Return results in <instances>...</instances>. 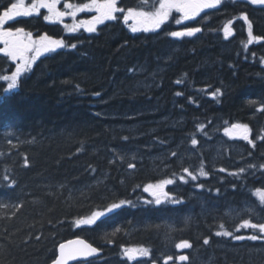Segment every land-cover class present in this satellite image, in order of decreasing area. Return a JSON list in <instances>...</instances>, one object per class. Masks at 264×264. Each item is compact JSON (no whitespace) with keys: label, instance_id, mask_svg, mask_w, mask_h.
I'll use <instances>...</instances> for the list:
<instances>
[{"label":"trees","instance_id":"1","mask_svg":"<svg viewBox=\"0 0 264 264\" xmlns=\"http://www.w3.org/2000/svg\"><path fill=\"white\" fill-rule=\"evenodd\" d=\"M9 1L0 0V6ZM65 2L88 0H62L60 10ZM117 2L125 10L158 6V0ZM45 14L11 27L76 47L40 57L16 89L5 92L8 81L0 80V204L6 205L0 207V264H47L58 245L75 236L103 250L92 264H165L181 240L192 246L189 261L179 264H264V241L215 235L258 234L234 230L243 219L264 222V205L254 195L264 189V111L248 103L264 102V39L248 43L249 22L252 35L264 37V7L223 0L184 25L201 27L200 33L182 38L168 35L183 27L175 12L156 31L132 32L119 14L95 33L69 32L64 24L71 26L73 17L49 23ZM95 14L86 10L75 19ZM228 21L235 30L229 38ZM14 70L15 62L0 54V76ZM216 89L221 94L214 97ZM225 121L247 124L255 146L225 135ZM202 163L208 176L166 186L181 203H146L154 197L145 185L178 177L185 167L198 175ZM241 168L243 173L231 174ZM119 200L132 203L95 225L74 224L76 217ZM115 229L120 231L107 242L105 234ZM132 245L150 249V256L129 260L123 252Z\"/></svg>","mask_w":264,"mask_h":264},{"label":"snow or ice","instance_id":"2","mask_svg":"<svg viewBox=\"0 0 264 264\" xmlns=\"http://www.w3.org/2000/svg\"><path fill=\"white\" fill-rule=\"evenodd\" d=\"M235 2V0H233ZM254 5H264V0H250ZM61 0H31L30 4H25L24 0H16V2H11L7 7L0 6V54L8 58L10 61L15 62V70L11 72L10 75L0 76V80L8 81L7 88L5 92H9L18 87L19 78L22 74L30 71L34 63L42 56L48 53H55L57 49H63L66 47L75 48V44L68 45L63 39L54 38L49 36L47 33L33 35L31 31H27L23 27H11V23L18 22L19 17H32L39 16L41 14V9H45L47 14L43 15L45 21L51 23H63L64 17L71 16L74 18L77 13L84 11H95L96 15L92 16L88 20H79L74 22L71 26L64 24V28L69 32L78 31L79 28L84 27L89 33H95L97 31L98 25H103L105 21L117 20L118 17L116 13H123V21L127 24L132 21L130 25V30L132 32L137 31H155L161 27L172 15L173 11L180 13V18L175 20L176 24H181L184 20H195L205 9H215L218 5L222 3V0H158V6H155L152 11H145L143 8H128L123 9L117 6V0H88L85 4H72L65 2L64 10H60L58 5ZM148 0H142V4H147ZM244 20H248L246 13H241ZM231 21L224 26L225 36L230 35L231 30L229 25ZM249 40L251 43L253 40H261L264 37L253 36L251 32V23L249 22ZM201 28L199 27H183L180 31H172L168 33L171 37L182 38L191 37L196 33H199ZM247 47V45H245ZM264 62V60H262ZM176 83H181L177 81ZM79 88V85H77ZM220 89H216L211 95L216 97L220 95ZM99 95V93H96ZM177 95H182V93H177ZM250 105L259 104L260 107L258 111H264V102L258 100H249ZM228 125V122H224ZM205 125L199 124L198 131L204 132ZM225 135L229 137H240L250 144L255 146L254 141L250 139L251 129L247 124L232 123L224 127ZM206 134V133H205ZM124 139H127L125 137ZM264 139V137H262ZM11 143V141H9ZM191 144L196 146L198 144L195 135L193 134L191 138ZM172 156H176L177 153H171ZM121 160L124 158L121 156ZM134 159V157H133ZM114 162V161H113ZM25 166H28V160L25 158ZM249 167H255L254 165ZM264 168V165H260ZM129 169H134L135 164L129 163ZM220 171H225V169H220ZM245 169L241 168L238 172L231 173L232 175H238L243 173ZM185 174H187L185 176ZM200 177L208 176V172L205 171L203 163L200 165L197 173L190 171L188 168H182V173L176 177L164 178L157 181L155 184H147L144 186V191L151 192L154 200L146 201V203H154L155 205H162L165 203L179 204L181 199L171 195L169 192L165 191L167 185L176 184L178 181L183 183H188L189 179L191 181H196ZM6 181H10V186H15L16 181L10 180L8 176L3 178ZM196 187L203 188V184H196ZM60 187H63L61 185ZM71 195V194H70ZM81 195H84L82 192ZM254 195L257 197L259 203L264 205V189H256ZM131 201L119 200L114 201L102 209L97 206L96 210L91 211L86 216L76 217L74 219V224L77 227L80 226H91L95 225L97 221L101 218L107 216L108 214L122 208L126 204H131ZM0 207H6V205L0 204ZM249 213L252 209L247 210ZM188 217L185 218V223L188 222ZM155 227H160L156 225ZM221 229H225V225L221 223L219 225ZM171 231L175 229L169 226ZM241 229H253L258 230V234H252L249 236L235 235L233 231H218L215 233L217 236H228L237 241H243L245 239L257 241H264V222L253 223L251 219H243L239 225L235 227V232H239ZM120 229H115L110 234H105V240L111 243L110 236H114ZM39 239V237H37ZM208 238L204 239V244H208ZM178 249H189L191 244L187 240H181L175 244ZM59 254L51 261V264H68L69 260L79 259L81 264H92L93 260L100 254V249L94 247L87 241L80 239L79 237L75 240H69L64 243H60L58 246ZM123 254L129 260H136L138 258H146L150 256V249L144 246L137 247H127L124 248ZM173 257L168 256L165 258V264L172 260ZM177 259L180 261H187L188 257L185 255L179 256ZM155 264V261H153Z\"/></svg>","mask_w":264,"mask_h":264},{"label":"water","instance_id":"3","mask_svg":"<svg viewBox=\"0 0 264 264\" xmlns=\"http://www.w3.org/2000/svg\"><path fill=\"white\" fill-rule=\"evenodd\" d=\"M78 237H75V238H72V239H70V240H75V239H77ZM80 239H83V240H85V241H87L88 243H90V244H92L90 241H88L87 239H85V238H83V237H79ZM67 241H69V240H67ZM66 242V241H65ZM93 245V244H92ZM94 247H96L95 245H93ZM98 248V247H97ZM58 254H59V250H58ZM57 254V255H58ZM100 254H102V250L100 251ZM99 254V255H100ZM185 256H187V255H185ZM79 259H73V260H69L68 261V264H71V263H73V262H75V261H78ZM51 264V263H50Z\"/></svg>","mask_w":264,"mask_h":264},{"label":"rangeland","instance_id":"4","mask_svg":"<svg viewBox=\"0 0 264 264\" xmlns=\"http://www.w3.org/2000/svg\"><path fill=\"white\" fill-rule=\"evenodd\" d=\"M248 1H250V0H248ZM60 6H61V4H60ZM173 12H175V11H173ZM177 14H178V16H179V18H180V13H178V12H176ZM186 20H184V21H182V23H184ZM132 24V21H129V25H131ZM98 27V26H97ZM229 27H230V30H231V25H229ZM3 45L2 44H0V47H2ZM166 188V187H165ZM137 246H142V245H132V246H127V247H137ZM127 247H125V248H127ZM145 247V246H144Z\"/></svg>","mask_w":264,"mask_h":264},{"label":"flooded vegetation","instance_id":"5","mask_svg":"<svg viewBox=\"0 0 264 264\" xmlns=\"http://www.w3.org/2000/svg\"><path fill=\"white\" fill-rule=\"evenodd\" d=\"M11 2H13V1H9V2H7L6 3V5L4 6V7H7ZM29 2H31V0H29ZM262 7H264V5H261ZM12 24H10L9 26H11Z\"/></svg>","mask_w":264,"mask_h":264}]
</instances>
